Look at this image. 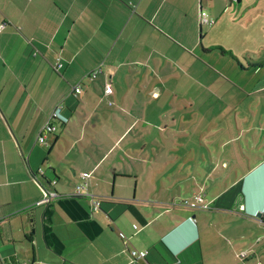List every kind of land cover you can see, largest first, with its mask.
Listing matches in <instances>:
<instances>
[{
  "label": "crops",
  "instance_id": "obj_1",
  "mask_svg": "<svg viewBox=\"0 0 264 264\" xmlns=\"http://www.w3.org/2000/svg\"><path fill=\"white\" fill-rule=\"evenodd\" d=\"M234 4L0 0V264H264V0Z\"/></svg>",
  "mask_w": 264,
  "mask_h": 264
},
{
  "label": "built area",
  "instance_id": "obj_2",
  "mask_svg": "<svg viewBox=\"0 0 264 264\" xmlns=\"http://www.w3.org/2000/svg\"><path fill=\"white\" fill-rule=\"evenodd\" d=\"M213 24L214 20L211 19L206 12L201 11L200 15V24ZM9 25V21H2L0 22V32L3 31ZM61 66V63L56 64V68L58 69ZM104 73V69L101 65L95 67L92 71L88 72L78 83L76 86L73 87V93L75 96H79L83 91V84L84 79H96L99 74ZM114 91L113 88V75L112 73H108L106 75L105 83H104V94L105 96L111 95ZM111 104L112 102L109 101ZM63 104L60 103L55 107V109L51 112L46 122L42 125L39 133V142L43 143L46 141V137L50 133H56L58 130V125L56 122H67L68 117L63 114L62 112ZM81 177L86 179L88 177L87 174L82 173ZM34 181L38 184L42 191V198L37 202V204H48L53 202L55 199L59 197V193L55 189L47 188L41 184L37 176H33ZM56 181L53 180L51 184L53 185ZM84 184H78L75 189L74 195H86L89 196L92 203L93 211L100 210L101 207V200L93 194L87 193L84 191ZM183 204L186 206H190L193 208H203L208 209L210 205L208 202L204 200L202 195L197 194L194 196V200L185 199L183 200ZM131 254L136 258H143L146 256L147 251H138L132 250ZM241 258H245L247 256V252L243 251L239 254Z\"/></svg>",
  "mask_w": 264,
  "mask_h": 264
},
{
  "label": "rangeland",
  "instance_id": "obj_3",
  "mask_svg": "<svg viewBox=\"0 0 264 264\" xmlns=\"http://www.w3.org/2000/svg\"><path fill=\"white\" fill-rule=\"evenodd\" d=\"M214 2H218V0H213ZM233 2L235 3L234 5H233V7H235V6H237L238 4H237V2H238V0H233ZM207 3V2H206ZM206 3H205V7H206ZM218 7H220V5H218ZM214 21H215V18H214ZM263 25H264V21H263ZM264 27V26H263ZM216 33V32H215ZM263 34H264V32H263ZM263 40H264V37H263ZM264 42V41H263ZM219 73L222 75V76H224L225 78L224 79H232V80H235V81H237L238 79V77H236L234 74L233 75H231V74H229L228 72H225V71H219ZM263 95H264V92L262 93ZM241 258V257H240ZM241 259H243V258H241Z\"/></svg>",
  "mask_w": 264,
  "mask_h": 264
},
{
  "label": "water",
  "instance_id": "obj_4",
  "mask_svg": "<svg viewBox=\"0 0 264 264\" xmlns=\"http://www.w3.org/2000/svg\"><path fill=\"white\" fill-rule=\"evenodd\" d=\"M262 215H263V213H260V212H259L256 216H257V217H262Z\"/></svg>",
  "mask_w": 264,
  "mask_h": 264
},
{
  "label": "trees",
  "instance_id": "obj_5",
  "mask_svg": "<svg viewBox=\"0 0 264 264\" xmlns=\"http://www.w3.org/2000/svg\"><path fill=\"white\" fill-rule=\"evenodd\" d=\"M221 50H222L224 53L231 54L230 52H228V51H226V50H224V49H222V48H221Z\"/></svg>",
  "mask_w": 264,
  "mask_h": 264
}]
</instances>
